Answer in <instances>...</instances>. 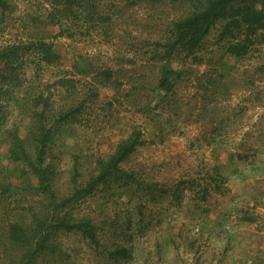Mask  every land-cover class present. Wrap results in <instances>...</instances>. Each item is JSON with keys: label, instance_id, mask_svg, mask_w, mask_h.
<instances>
[{"label": "rangeland", "instance_id": "1", "mask_svg": "<svg viewBox=\"0 0 264 264\" xmlns=\"http://www.w3.org/2000/svg\"><path fill=\"white\" fill-rule=\"evenodd\" d=\"M7 1L8 8L0 10V44L42 38L53 44L58 59L35 67L26 63L21 84L1 90L0 264L17 257L15 245L2 238L3 226L37 199L34 175L25 162L9 157L8 142L9 130L28 134V97L34 92L46 99L51 111L46 123L57 129L55 116L68 100L82 95L84 101L74 120L54 132L57 193L67 192L71 180L87 177L97 158L112 153L134 128L146 142L126 167L167 189L190 180L181 182L180 197L145 201L125 187L81 202L77 211L119 227L121 242L131 249L123 264H264V32L251 51L236 58L224 51L219 22L203 50L212 57L209 62L175 58L169 63L180 75L165 96L155 87L163 41L187 3L108 0L100 4L109 17L104 22L87 16L54 23L48 0ZM99 67L111 68L121 87L100 85L94 96L86 71ZM64 77L77 88L59 82ZM210 77L216 88L205 91L201 83ZM61 240L77 264H100L79 236Z\"/></svg>", "mask_w": 264, "mask_h": 264}, {"label": "trees", "instance_id": "2", "mask_svg": "<svg viewBox=\"0 0 264 264\" xmlns=\"http://www.w3.org/2000/svg\"><path fill=\"white\" fill-rule=\"evenodd\" d=\"M48 1L51 5L49 17L54 23L72 17H89L103 22L109 18L100 8V4L108 0ZM121 1L133 3L136 0ZM182 1L189 8L185 14L171 21L168 35L163 41L164 61L155 87L163 90L165 96L173 90L174 80L180 75V71L169 63L175 58H189L195 64L209 62L212 57H207L203 50L212 29L219 22H222L219 38L226 42L224 51L236 58L251 51L257 38L264 32V0ZM8 6L7 0H0L2 12ZM56 59L58 53L53 44L42 38L28 41L16 39L0 44V94L5 85L21 84L20 74L23 73L26 63H33L35 67L42 62L49 63ZM215 62L221 64V61ZM92 70L86 72L90 73L95 84L92 93L94 96L98 95L100 85H112L115 89L121 87L120 77L111 68L99 67ZM210 79L212 77L201 83L205 91L216 88L215 82ZM69 80L73 82L68 77L60 79L59 82L64 86L70 84L72 88H77ZM79 96L69 99L66 106L58 111L55 116L58 126L72 122L75 112H80L84 101H79L82 95ZM28 99L31 103L29 114L32 123L24 137L18 134L17 129L8 131L9 157L14 161L21 160L29 166L28 170L36 179L33 188L37 199L25 208L21 217L15 215L3 226L5 229L2 238L14 244L17 250V257L10 264H77L73 254L63 245V235L79 236L100 264H123L131 255V249L121 242L119 227L99 220L93 213L77 211L81 202L99 192L111 196L115 190L125 187H132L135 193L140 192L145 201L157 199L159 196L180 197L181 182L190 180H182L173 189H167L143 179L135 169L126 167L124 163L146 142L142 131L134 128L117 142L112 153L97 158L95 169L87 177L81 181L76 178L71 180V187L67 192L57 193L58 153L54 150V132L61 127L57 129L51 123H46L48 112L51 111H47L43 95L30 93ZM215 189L220 190V186L216 185ZM115 235L118 239L114 238Z\"/></svg>", "mask_w": 264, "mask_h": 264}]
</instances>
